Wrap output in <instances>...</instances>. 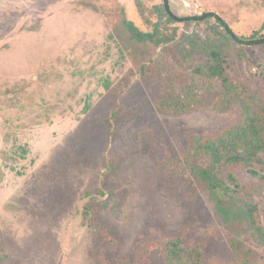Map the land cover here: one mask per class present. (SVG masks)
I'll return each mask as SVG.
<instances>
[{
    "label": "rangeland",
    "instance_id": "1",
    "mask_svg": "<svg viewBox=\"0 0 264 264\" xmlns=\"http://www.w3.org/2000/svg\"><path fill=\"white\" fill-rule=\"evenodd\" d=\"M161 0H0V264H98L126 258L159 230L202 243V264H264V245L224 225L207 193L173 167L190 139L237 111L167 115L155 101L182 83L181 34ZM177 15L215 12L238 35L264 21V0H169ZM125 21L173 41L133 40ZM227 74L264 92V49L244 47ZM184 73V72H183ZM176 78V79H175ZM119 117L115 135L106 118ZM114 114V115H115ZM244 184L258 179L233 167ZM264 225V184L254 195ZM249 250V252H248ZM163 264L157 251L151 256Z\"/></svg>",
    "mask_w": 264,
    "mask_h": 264
},
{
    "label": "trees",
    "instance_id": "2",
    "mask_svg": "<svg viewBox=\"0 0 264 264\" xmlns=\"http://www.w3.org/2000/svg\"><path fill=\"white\" fill-rule=\"evenodd\" d=\"M155 11L166 27L213 20L214 26L221 29L205 28V35L194 31L181 34L177 47L184 73L175 74L182 83L172 84L173 89L154 105L158 112L167 115H181L207 106L217 113L238 112V120L229 126L193 136L184 160L172 171L201 185L224 225L236 227L238 235L248 234L256 244L264 245V225L254 200L264 184V92L240 79L232 81L226 71L230 60L245 57L244 47L264 49V21L249 35H238L215 12L177 15L169 0H161ZM124 23L130 37L138 42L160 46L173 41L161 33L158 23L150 32L139 30L131 21ZM114 114L106 118L111 136L119 126V117ZM233 167L257 178L258 184L242 183ZM203 249L202 243H186L180 235L152 230L139 237L130 256L98 264H155L151 258L154 251L163 264H202ZM247 256L248 253L239 258V264H253Z\"/></svg>",
    "mask_w": 264,
    "mask_h": 264
}]
</instances>
